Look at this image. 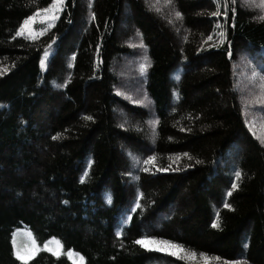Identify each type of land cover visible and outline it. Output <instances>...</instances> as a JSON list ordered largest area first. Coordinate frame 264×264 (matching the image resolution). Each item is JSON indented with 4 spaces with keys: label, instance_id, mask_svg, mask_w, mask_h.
Instances as JSON below:
<instances>
[{
    "label": "trees",
    "instance_id": "trees-1",
    "mask_svg": "<svg viewBox=\"0 0 264 264\" xmlns=\"http://www.w3.org/2000/svg\"><path fill=\"white\" fill-rule=\"evenodd\" d=\"M51 2L0 0V264H75L69 250L84 264H264V147L247 126L264 121L248 77L264 75L258 0H65L38 38L17 37ZM14 239L38 251L18 260Z\"/></svg>",
    "mask_w": 264,
    "mask_h": 264
},
{
    "label": "snow or ice",
    "instance_id": "snow-or-ice-1",
    "mask_svg": "<svg viewBox=\"0 0 264 264\" xmlns=\"http://www.w3.org/2000/svg\"><path fill=\"white\" fill-rule=\"evenodd\" d=\"M31 3H35V0H30ZM249 0H245V3H248ZM214 3H217V7H219L218 0H214ZM64 6V0H52V2L48 5V7L40 9L38 12L34 13L31 16H28L20 25V27L16 30V36H21L24 35L25 32L27 31L28 35L26 38L28 39H33L36 36L40 35L41 33L33 32L31 31L30 25L38 18L41 17L42 19L48 21V27L52 26V23L57 19V16L61 9ZM258 7L261 8L262 11H264V0H259ZM211 15H219L218 12H213ZM176 16L179 17L180 13L176 12ZM260 19H264V15L260 17ZM219 35L222 37L223 32L219 33ZM211 37H209L210 39ZM47 51L45 52V55L41 57L40 60V66L41 68L44 67L45 63V57L47 56ZM71 66V65H69ZM143 67V66H142ZM0 71H6V69L0 68ZM259 76L260 80V88L262 90V94L258 97L261 103H264V75H260L257 73L255 69L252 70V77L255 79L256 77ZM84 119L88 120L91 119V117L85 116ZM55 139V137H53ZM187 155V154H185ZM152 157H149L145 163H150L152 161ZM160 171L161 169H157ZM86 174V173H85ZM235 176L238 179L241 176V172L237 170L235 172ZM81 180H83V177H81ZM233 189L237 187L236 183L233 182L232 184ZM230 194V193H229ZM225 207H229L228 205H225ZM213 227H216V221H213ZM117 237L121 235L120 232L116 233ZM29 238L31 239V234H29ZM135 244L139 245L142 248L145 249H151V250H156V251H162V252H167L169 255L174 256L177 259L186 258V259H194L195 258V253H188L186 252L185 249H183L181 246L167 240H156L155 238H140L134 241ZM13 248H14V255L16 256V259L21 260V261H27L32 255L35 254L38 249L36 248L35 241H31L30 244L25 245L23 248H18L16 247V241L15 239L13 240ZM49 251H52L53 255H57L60 251L59 247V242H57V248L56 250L48 249ZM69 257L74 260L75 264H84V258L82 256H79V254H75V256L72 254L71 250H69L68 253ZM203 257V254H201ZM205 259V264H207V258ZM228 264V262H226ZM231 264H240L238 261L231 262Z\"/></svg>",
    "mask_w": 264,
    "mask_h": 264
},
{
    "label": "rangeland",
    "instance_id": "rangeland-1",
    "mask_svg": "<svg viewBox=\"0 0 264 264\" xmlns=\"http://www.w3.org/2000/svg\"><path fill=\"white\" fill-rule=\"evenodd\" d=\"M64 2H65V0H64ZM258 2H259V0H258ZM157 7V6H156ZM158 7L160 8L161 6H159L158 5ZM61 11H62V9H61ZM61 11L59 12V14H58V16H57V19H58V17H59V15H60V13H61ZM38 12V11H37ZM36 13V12H35ZM33 15V14H32ZM42 13H41V17H42ZM41 17H38L31 25H30V28H31V31H33V32H37V33H43L46 29H48V28H50V27H48V21H46V20H43ZM57 19L52 23V26L55 24V22L57 21ZM51 26V27H52ZM120 32L121 33H124V32H126V25H121V27H120V29H119V34H120ZM40 34V35H41ZM27 35H28V33H27V31L25 32V34L24 35H21V36H17V37H24V38H26L27 37ZM40 35H38V36H36L35 38H33V39H30V40H34V39H36V38H38ZM47 51V56L45 57V63H44V67L43 68H41V66H40V68L44 71L45 70V68H46V63H47V61H48V59H49V56L51 55V52H52V47H50L49 49H47L46 50ZM45 51V52H46ZM45 52L43 53V55H42V57L45 55ZM241 59V61L243 60L242 58H240ZM121 61V60H120ZM244 65H245V67H246V64H245V62H244V60L240 63V67H244ZM133 62H131L130 61V59L128 60V59H124V60H122V63H118V64H113V72H115L116 73V71L118 72L117 73V78H119V80H120V82H121V80H123V81H125L126 79H128L129 77H128V75H130L131 73H132V69H133ZM245 67H244V69H245ZM243 68H242V72H241V76L239 75V79H240V84H244V78L243 77H245L244 75L246 74V73H243V72H245V70H244ZM137 77H138V75H137ZM243 79H242V78ZM248 77H249V79L251 80L253 77H252V75H248ZM242 79V80H241ZM135 94L137 95V96H139V95H143V91L141 90V89H136L135 90ZM144 96V95H143ZM259 97V96H258ZM257 97V98H258ZM247 98H249V96L247 95ZM249 100H251V99H249ZM142 103H146L147 104V100H143V102ZM172 106V103L170 104V107ZM148 107V105L146 106V108ZM119 114H120V116H121V118H124V116L121 114V112H119ZM123 116V117H122ZM247 126H248V128H249V130L253 133V135L255 136V138L262 144V146L264 147V121H260V120H255V119H251V120H249L248 122H247ZM148 127H149V125H148ZM122 147H126V146H123L122 145ZM126 148H128V147H126ZM126 150L127 149H124V152L126 153ZM128 151V150H127ZM131 155H132V152L130 153ZM126 158H125V156H124V160H125ZM127 163V162H126ZM128 165V164H127ZM187 192L185 191V190H183V189H181L179 192H178V196H176V203H180V201H185V194H186ZM178 210H179V208H178ZM176 209H174L173 211H171L168 215H167V217L168 218H170L169 220H172L173 218H175V216H176ZM175 213V214H174ZM175 215V216H174Z\"/></svg>",
    "mask_w": 264,
    "mask_h": 264
}]
</instances>
